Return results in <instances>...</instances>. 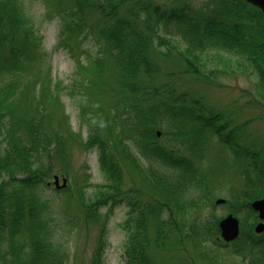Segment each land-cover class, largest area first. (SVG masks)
<instances>
[{"label":"trees","instance_id":"trees-1","mask_svg":"<svg viewBox=\"0 0 264 264\" xmlns=\"http://www.w3.org/2000/svg\"><path fill=\"white\" fill-rule=\"evenodd\" d=\"M73 10L82 18L59 12L72 27L82 25L83 16L97 17L95 27L104 46L91 62L99 74L98 85L114 92L105 104L98 97L88 101L80 96L90 80L79 86L76 100L93 117L86 147L97 151L103 178L93 198L83 204L88 212L98 206L111 211L126 206L125 264H164L159 253L178 252L191 240L196 246L217 242L213 238L219 236V217L193 224L191 212L195 215L201 205L186 200L192 187L202 189L207 182L200 159L206 138L212 135L225 144L236 167L243 166L241 192L226 204L241 223L240 235L231 243L233 254L257 264L259 239L253 232L256 215L250 203L264 193V145L258 149L243 144L246 123L233 125L227 113L215 111L196 93L180 89L179 81L188 76L213 83L216 71L208 68L209 57L220 53L225 56L224 65L232 59L237 64L246 62L264 100L261 11L243 0H206L201 7L179 0H73ZM28 38L21 3L0 0V50L6 48L12 66L25 55ZM165 58L182 66L167 70L162 64ZM107 70L110 83L104 79ZM40 98L39 94L35 99L43 109ZM24 119L5 136L7 155L0 158V264H60L45 239L44 204L35 191L59 173L54 158L66 160L68 152L57 132H45L33 119ZM19 128L24 136L18 135ZM157 129L170 137L169 144H162ZM131 143L143 162L135 157ZM183 149L189 154H183ZM128 174L134 181L126 188ZM24 230L29 234L27 245L9 250ZM105 233L104 225L91 264H105ZM260 264H264V233L260 235Z\"/></svg>","mask_w":264,"mask_h":264},{"label":"rangeland","instance_id":"rangeland-1","mask_svg":"<svg viewBox=\"0 0 264 264\" xmlns=\"http://www.w3.org/2000/svg\"><path fill=\"white\" fill-rule=\"evenodd\" d=\"M18 1L28 23L27 48L30 46V53L26 48L25 55L19 56L18 63L12 66L7 59L6 48L0 50V158L7 155L5 136L16 130L24 118L33 119L45 132H57L65 141L68 157L66 160L54 158L52 163L59 171L55 175L66 177L68 186L57 190L51 178L35 191L44 204L46 241L57 252L60 264H91L101 228L105 225L107 245L102 255L104 263L125 264L126 232L123 226L128 218L126 206H118L112 211L109 207L98 206L88 212L87 205L83 204L87 198H93L103 178L97 151L86 147L93 117L90 110L76 100L79 86L81 81H91L89 84L86 82L84 92L80 93L88 101L98 97L109 104L114 95L111 88L98 85L99 74L91 62L98 56L99 47L104 46L95 27L97 17L88 14L83 16L82 25L72 27L64 23L59 12L63 10L67 15L80 18L73 10V0ZM179 1L201 7L206 0ZM217 54L220 53L210 54L208 60V68L216 71L213 83L181 76L180 89L196 93L215 111L227 113L233 119V125L246 123L243 144L259 149L264 145V100L258 94L257 77L247 69L246 62L237 64L232 59L230 64L224 65L225 56ZM162 64L167 70L182 66L173 58H165ZM223 69L225 73H221ZM107 71L104 79L110 83L111 71ZM39 94L43 109L38 107L35 99ZM57 96L59 102L55 103ZM20 128L18 135L24 136ZM157 131L162 144H169L170 137L162 136L161 129ZM11 138L17 140L15 136ZM130 145L139 163L143 162L137 148L132 143ZM203 150L200 163L206 172L207 182L205 180L202 189L192 187L186 196L187 201L201 205L195 215L193 210L191 212V222L195 225L203 224L210 217H224L229 212L227 202L238 196L242 188L240 172L243 166L236 167L237 163L225 144L216 136H208ZM182 152L189 154L185 149ZM130 176H126V188L131 187L134 181ZM47 182L51 185L48 186ZM217 199H223L225 203L216 205ZM28 235L24 230L8 249L18 250L20 246L27 245ZM218 240L200 246L191 240L182 250L159 253V257L164 259V264H250L248 259L234 255L233 247L214 245L220 243Z\"/></svg>","mask_w":264,"mask_h":264},{"label":"water","instance_id":"water-1","mask_svg":"<svg viewBox=\"0 0 264 264\" xmlns=\"http://www.w3.org/2000/svg\"><path fill=\"white\" fill-rule=\"evenodd\" d=\"M252 6L257 7L264 15V0H244ZM159 136V133H158ZM54 185L56 188H65L66 187V179L62 178V185H59V177L54 176ZM223 200H217V204L223 203ZM251 208L258 213L260 218V224L255 227L256 233H261L264 230V197L260 200H255L251 203ZM219 230L220 236L225 242H230L236 239L239 235V222L232 215L229 214L224 219L219 222Z\"/></svg>","mask_w":264,"mask_h":264},{"label":"flooded vegetation","instance_id":"flooded-vegetation-1","mask_svg":"<svg viewBox=\"0 0 264 264\" xmlns=\"http://www.w3.org/2000/svg\"><path fill=\"white\" fill-rule=\"evenodd\" d=\"M258 237H259V248H258V264H260V233H259V235H258Z\"/></svg>","mask_w":264,"mask_h":264}]
</instances>
